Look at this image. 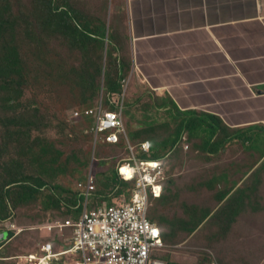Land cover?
I'll return each mask as SVG.
<instances>
[{"label":"trees","instance_id":"16d2710c","mask_svg":"<svg viewBox=\"0 0 264 264\" xmlns=\"http://www.w3.org/2000/svg\"><path fill=\"white\" fill-rule=\"evenodd\" d=\"M59 1L54 2L53 0L50 1L49 5L37 4V6L32 10L31 16L21 12V10H17L14 12L13 6L10 4H5L2 9L0 8V37L5 38V45L8 46L10 49V58L13 63L19 62V49H22V45L26 47L27 52L30 58L37 59L38 67L42 68L44 71L43 75L39 78H31L28 75L29 65L27 60L23 59L20 61V65L14 66V69L11 67L9 70H5L4 74V84H2L3 90L6 92L4 101L7 105L10 103V100L13 97H22L24 95V88L26 84L25 74L29 79L30 86H35L38 88H43V81L46 77V63L52 55L61 54L63 52L70 51L68 48H73L72 50L74 53L78 52H89L87 54H91L97 58V61L92 62L90 67V72H78L77 75H86L91 80L85 82L83 86L80 88L81 91H77V93H81L80 102L72 98H67L60 90L57 91L56 94L53 96L59 99V95H62V101L64 103L70 104L69 106L74 105L73 110L77 111H84L85 109L95 108L99 101L102 100L98 98L99 93L104 91V95L110 98V105L109 108L112 111L116 110L117 108L123 111V108H129L132 104L130 101L126 102V96L124 95L125 85H124V71L125 70V63L120 61L121 57L116 60L115 53L119 50L122 52H129L128 46V32L125 28H120V24H116L114 22L115 17H123L124 22H126V15L122 13H118L117 11L110 12V16L108 15L109 8H104L103 13L101 12V18L98 19H88L83 21V17L76 13L71 5L67 0H62V5H59ZM122 1V0H121ZM20 14V16H19ZM109 18V33H108V40H106V26H107V19ZM57 38H62L65 40L66 44H64V48L60 47L59 44H54V40ZM110 50V52H109ZM106 56H110L109 59L106 60V70L104 72V84L101 86V77L103 75V59ZM119 60V61H118ZM119 70V71H118ZM25 71V74H24ZM16 73L17 75V82H13L11 75ZM9 80L7 81V78ZM2 78V77H1ZM68 81L70 79L68 78ZM104 96V97H105ZM124 96V99H123ZM60 100V99H59ZM22 101V100H21ZM83 104H82V103ZM136 102V101H135ZM148 105V104H147ZM146 105V106H147ZM144 106L143 110L147 112L148 108ZM22 108L25 111V108H30L34 115L30 118L27 117L26 114L20 111L19 115L16 116L14 114V110L9 112L7 117L4 118L5 123L1 124L3 132L5 134H12L15 136L14 140L17 143L24 142V152H18L15 156L9 158L7 157V164L9 166H13L14 163L17 166H24L26 165L25 162L30 157L29 163L33 160H38V162L49 165L50 168H53L50 171L42 172L38 175H35L36 166L34 165L33 173H30L29 177L26 173H24L20 178L12 179V183L21 184L24 187V193H22L21 197L17 194L14 187H6L4 186L0 192V196H8L5 197L3 201L5 204H2L0 208V219L7 220L11 217L15 216L16 208L22 206L23 204H27L32 199L38 197V199H46L51 203L52 208H61V212L59 214L63 215L61 220L66 218H76L81 215L83 210V203L85 200L84 191L86 190L87 178L91 168V158L92 154L89 156L88 161L83 160V156L78 155L81 153L80 150L71 151L69 153L65 152L62 146L56 144V142L51 141L43 132L41 128V116L39 114V109L34 105H27L23 104ZM85 115L83 112L81 115ZM72 118L71 121H76L80 116L74 117L73 113L71 112ZM145 115H143L144 117ZM93 117V116H92ZM145 118V117H144ZM145 120V119H144ZM155 120V119H154ZM145 121H143L144 124ZM155 123L154 125H157ZM146 127L134 130H126V135L129 139V145L126 140L124 134H120L122 140L120 139L117 144H109L105 140H98L96 145L94 146V150L96 151V156L99 154V157L94 158L93 166H92V174H93V182L91 183L90 192L88 199L93 197L98 199L100 197L109 196L112 193V190L122 191L124 194H128L129 196H118L113 200L116 202H120L123 198L129 199L131 193L133 192L136 184L134 180L124 179L118 173V167L120 165L129 164L130 166H134V158H128L127 155H130L131 150L130 148L133 147L134 153L136 154L137 159L147 160V161H161L162 168L165 171L167 179L164 182L165 190L161 197L155 198V204H151L150 211H149V218L158 223L163 234V238L168 245L166 251L158 252L157 256L168 264H212L213 258L210 253H202L200 254L201 261L197 262H178L173 257L175 256L173 250L174 247L169 245L168 243H172V245L178 244L182 236L179 234V231L176 229V224H174L173 220H170V224H168L167 218L171 216H167L164 218V207L168 203L165 199L167 198L170 180H169V172L168 169H171L173 164L181 162H185L187 155L192 151L197 154L202 153L204 157V161H207V154L210 156H217L222 153L226 148V145L235 143L236 140H239L241 144L244 146L246 142L252 140L251 145L253 146L256 142H254V137L247 132L246 130H240L239 132H243L242 135L236 137V140L233 139L230 143L228 141L223 140L222 142H217L213 146H210V142L203 137L197 138L194 140H202L206 142V145L209 148H204V151L195 150L194 146H189V149H186V142L184 139H181V134L183 130V124L180 125V131L178 133L171 132L169 134L170 128L166 132V137L162 132L157 134L156 128L153 125H146ZM162 129V127H159ZM59 129L61 130V136H63L69 143L78 144L79 139L83 138L85 140L86 145L93 148V142L95 143V133L90 130H83L79 132L78 130L73 128H69L66 124H62ZM165 131V129H163ZM191 130V126H190ZM205 132H208L209 135L212 134L211 127L207 130L202 129ZM225 133L226 131H222ZM34 137V134H36ZM168 133V135H167ZM106 136V133H103ZM194 135H197L194 133ZM247 136H251V138L246 139ZM35 138V139H34ZM258 138V137H256ZM52 139V138H51ZM32 141V143L30 142ZM144 141L150 142V152H144L141 150V143ZM2 142V141H1ZM99 143H102L106 147H109V153H104V149L99 146ZM225 144V145H224ZM237 145V144H236ZM215 146V147H214ZM224 146V147H223ZM198 148V146H197ZM161 149V154L156 153V158L153 157L154 150ZM100 151V152H99ZM48 155L46 156V154ZM225 153H222V156H219L222 159V162L226 161ZM78 155V156H77ZM178 155L177 160L175 157ZM253 158L252 154L248 156ZM262 159H264L262 157ZM219 162V161H218ZM28 163V162H27ZM111 163V164H110ZM214 167L215 162H210ZM209 163V164H210ZM110 164V165H108ZM263 169H264V160L262 161ZM238 165V164H237ZM71 166L79 167L77 175L78 179L74 180V185L72 187L68 185H64L63 181H66L65 174L71 169ZM257 165H253V168ZM60 168V169H59ZM75 168V169H77ZM251 166L247 168L241 167L240 169H234L233 172H242L244 169H253ZM229 169H233L230 167ZM262 169V168H261ZM17 171V170H16ZM245 172V171H244ZM80 174H83L81 177ZM257 174V173H256ZM254 177L250 180L245 182L247 187H243L246 189V192H251L248 190V186L252 185ZM86 178L85 181L82 179ZM239 178L241 176L239 175ZM261 180V186L258 190L262 187L261 197L259 198V202L253 201V194L249 201L245 203L243 207L240 205L242 204V200L237 201L239 204L235 212H238L240 217L242 215L241 212L245 214L246 218H244V222L241 220H237L236 218H232L233 223L235 225L230 226L228 231L225 233H221V235L215 234L216 238L219 242L227 243L229 246L232 247L231 257L226 256L225 249L221 251L223 256L221 259L223 262H231L230 264H240L243 262V257L239 253L237 249V231L243 232L244 235L241 239L242 241L250 235V231L253 229L257 230L262 228V223L264 222V171H262V176L258 177ZM257 178V179H258ZM33 180V182H30ZM255 181V180H254ZM82 183L79 186V183ZM71 183V182H70ZM254 185V184H253ZM219 187H223L222 190H219ZM216 188V190H214ZM252 188V186H251ZM257 189V188H256ZM64 191V193H62ZM216 195L220 201H225L228 198V192L225 190L224 186H217V183H213V186L210 187V193ZM35 193L37 195H35ZM243 193V192H242ZM247 193V194H248ZM252 193V192H251ZM35 195V197H34ZM16 196V197H15ZM240 196V195H239ZM229 201V200H228ZM255 202V203H252ZM21 204L18 206V204ZM96 204L93 202L92 205ZM70 209L76 210L78 214H74L73 212H69ZM17 212V210H16ZM172 214H174L172 212ZM188 217L185 219L179 220L180 230L186 231V229L190 226L191 231L197 230L203 223H207L209 220V224L211 227L214 226V221L212 220V211H205L202 214L194 213L191 214L187 212ZM259 215V216H258ZM166 217V216H165ZM251 219H250V218ZM57 220V219H55ZM52 220V221H55ZM47 222V221H45ZM260 222V224L258 223ZM243 223V224H241ZM262 232V231H261ZM50 237L46 240H41L38 243L46 242V241H53L55 250L61 247L66 246L69 247L70 244L64 243L61 236H58L57 231H52ZM54 234L55 237L52 238L51 235ZM240 238V237H239ZM223 244V243H222ZM249 247V246H248ZM251 250V248L249 247ZM2 247H0V264H30V262H20L19 258L18 262L13 261V257L15 254H7L4 255L1 253ZM172 250V251H171ZM67 259L65 256L64 258L53 262L52 264H63L64 261ZM12 260V262L8 261ZM5 261V262H3Z\"/></svg>","mask_w":264,"mask_h":264},{"label":"rangeland","instance_id":"374dc122","mask_svg":"<svg viewBox=\"0 0 264 264\" xmlns=\"http://www.w3.org/2000/svg\"><path fill=\"white\" fill-rule=\"evenodd\" d=\"M50 1L51 0H0V8L2 9V7H4L7 3L13 6L14 12L17 10H21L20 14L24 12L25 14L31 16L32 10L37 6V4H43L46 6L50 4ZM53 1L57 2V0ZM67 1L71 3L74 11L83 17V21H86L88 19L99 20L101 18V12L106 7H110L108 11L109 16L110 12L112 11H117L118 13H120L121 11L123 12V3L121 0ZM62 2L63 1L60 0L59 5H62L64 7ZM121 18L123 17H115L114 22L116 24L119 23L120 28H125V22ZM109 24L110 20L108 18L106 26V40H108ZM5 40V38L0 37V192L4 186H15L17 194L21 197L22 193H24V187L21 186V184L12 183V179L20 178L24 173H26L29 177L30 173H33V167L34 165L36 166V164L37 166L35 168V172L37 173H35V175L50 171L53 168H50L49 165L38 162L37 159L29 163L30 157L25 162L26 165H24L23 167L17 166L16 163H14L13 166H9L7 164V157L11 158L15 156L18 150L20 152H24V142L18 144L17 141L14 140L15 136L10 133L6 135L5 132H3V126L1 124L5 123L4 118L7 117L9 112H12L16 109L17 111H14V114L16 116H18L20 111H22L26 114L27 117L31 118L34 115V112L30 108H25L24 111L22 105H34L39 109V114L41 116L40 126L43 129V132H45V135L50 139L49 143H51V141L56 142L58 147L62 146L63 150L67 153L75 150H80L81 153H79L78 155L82 154L83 160L85 161L89 160L87 158H89L91 154V160L95 157L98 158L99 154H97L96 156V151L94 150V142L93 148L86 145L83 138L79 139L78 144L69 143L63 136H61L62 133L59 129L62 124H66L69 128L75 127V129L79 132L83 130H90L94 125V117L82 114L76 121L73 120L70 123V120L72 118L71 112L74 109V105L69 106L70 104L64 103L62 101V95H59L60 100L53 96L60 88L61 92L67 98L73 97L75 100H78V102H80L79 100L82 95L81 93H77V91L82 92V89L80 87L85 84L87 79L91 80V78L86 75H77V73H89L90 69L88 67H90L92 62L97 61V58L91 54H87L89 52L74 53L72 51L74 50V47L68 48L70 51L52 55L47 61H45L47 72L46 77L43 81V88L30 86L29 79L24 71L26 80L24 88L27 87L28 84L29 86L24 89V95L22 97H13V99H11L10 103L7 105V103L4 101L6 97L5 95L7 94L2 88V84H4L3 81H5V70H9L13 65H16L15 67L18 68L17 65H20V61L25 59L27 60L29 65V69L27 72L28 75L31 76V78L41 77L44 71L41 67H38V58H30L26 47H24L23 45L22 49H19V62L13 63L10 58V49L5 45ZM53 43L59 44L62 48H64V44H66L65 40L62 38H57ZM109 58L110 56H106V58L103 59V63H101V65L103 66V75L100 79L101 86L105 82L104 72L107 68L106 60ZM12 68L14 69V66ZM11 78L13 82H17L18 78L16 73L12 74ZM68 78L70 79V81H68ZM8 80L9 77L7 78V81ZM104 96V91L101 90L98 98L102 97V110H112L109 108L111 101L110 98ZM114 111L119 113L120 109L117 108ZM145 114V118L143 117V119L138 120V122L142 123V125H132V118L129 115L128 110L126 108H123L122 119L125 128L128 130H134L144 128L146 127L144 124H149L153 125L154 128H156L157 134H159V132H162L164 134V137H166V132L169 128V134H171V132L178 133L180 131V125L178 123L170 122L168 123L169 126L159 124V122H169L170 119L167 117H163L159 120H154L152 119L154 118V116L151 114L149 109L147 110V112H145ZM133 115L138 116V113L133 112ZM143 121H145L144 124ZM155 123L158 124L154 125ZM159 127H162V129ZM163 129H165V131ZM229 131L232 132L233 137H239L243 134V132H239L240 130L238 132L232 130ZM202 132L203 130L200 128L196 134L200 135ZM223 134L224 133L222 132V135ZM35 135H37V133L34 134V137ZM101 136L102 135H100V137ZM205 136H207L210 143L214 142L216 138L215 132H213L211 135L203 133V138L208 140ZM119 137L122 140L121 135H119ZM194 138L197 139L198 137L194 135ZM236 142L237 145L234 143L231 145V147L244 148V145L241 144L239 140H237ZM30 143H32V141ZM255 144L257 145L252 146V148L256 149L254 152H252L253 158L248 157L250 156V154L244 157V149L232 150L230 152V156L227 149L222 152L225 153L224 155L226 156V161H228L226 162V166H233V169H213V166L210 162H215V164L217 165H223L222 159L219 158V156H222V153L217 156H210L207 154V161L205 162L202 153L197 154L196 151H191L187 155V158H183L185 159V162H181L179 160V163L173 164V166H171V169L167 170V172H169V180L171 183L169 185L167 198L165 199L166 201H168V203L164 207V215L166 216H164V218H167V216H171L170 218H167L168 224H170L169 219L173 220L174 224H176V229L182 236V239L178 244L172 245V243H168L175 248V250L171 251L174 252L175 256L173 258L176 261L186 262L188 260L187 262H197L199 260L201 261L199 256L200 254L210 253L213 258L212 264L231 263L223 262L221 258L225 256L223 254L231 257L233 255L231 254L232 247L227 243H224L223 241L219 242L215 234H218L219 237L221 233H225V231H228L229 227L232 226V224L234 226L235 223H233L232 218L237 217L236 219L238 221L242 219L241 222H244V218L247 219L244 213L241 212L240 214L242 215V217H240V215H238L239 213L235 212L237 205L239 204V202L237 201L243 199L241 202L242 204L240 205L241 207H243L245 203L250 200L253 194V201L259 202V198L261 197L262 193V187L260 188V190L258 189L262 184L260 178L258 177L262 176V171H264L263 164H261L264 160L261 158L264 156V140ZM194 145L195 149L198 146L200 147L201 152L204 151L202 140H199V143L194 140ZM99 146L104 149V153L107 152L110 154V152L108 151L109 147H106L102 143H99ZM161 151V149L154 150L153 157L156 158V153H159L160 155ZM47 155L48 153L46 154V156ZM177 158L178 155L175 157V160H177ZM257 164V169H244L245 172H233L234 169H240L241 167L247 168L250 166L253 168V165ZM70 168L71 169L68 171V173L65 174L66 181H63L61 183H63L64 185L69 184L68 186L72 187V185H74V180L78 179L77 173L81 168H77L75 166H71ZM82 175L83 174H80L79 177H81ZM239 175L241 176V178H239ZM254 175H256V177L253 179L252 185L248 186V190H251L252 193H248L246 192V189H243V187H247L245 182L250 181L254 177ZM82 180L85 181L86 178H83ZM30 182H33V180H30ZM164 182H162L163 185ZM213 183H217V186H224L225 190L228 192V198L224 202L220 201L219 198L214 195V192L212 194L210 193V187L211 185L213 186ZM218 189L222 190L223 187H219ZM214 190H216V188H214ZM62 193H64V191H62ZM35 195L37 194L35 193ZM122 195L128 197L129 192L128 194H124L122 191L112 190V193H110L109 196L100 197L98 199L90 197L89 204L87 206L90 209L93 207V202H95L96 204L94 206H96V209H105L110 205H117V202L113 199ZM6 196L8 195L6 194L5 196H0V208L2 207V204H5L3 201L5 200ZM149 199L151 204H155L156 199L152 194H150ZM130 201V197L129 199H126L127 203H129ZM253 201L252 203H255ZM20 205L21 204L19 203L18 206ZM14 210V217H11L7 220L0 219V235L3 233L5 234L4 237H0V247H2L1 253L4 255L15 254V256L12 258L13 261L18 262V259H16L17 257L19 258L20 262L23 261L27 263L28 257H25V255L30 252H40L38 243L41 240H46L50 237L49 231L42 228L43 223L45 221H52L55 219L61 220L63 215L59 214V212H61V208H52V205L51 203H49L47 198L41 200L38 199V197L32 199L27 204L22 203V206ZM205 211H212V214H214L212 216V220L214 221L215 227L210 226L209 220L207 223H203L195 231H191L190 226L186 229L185 232L180 230L179 220L187 218V212L191 214H194L196 212L202 214ZM69 212L78 214V212L73 209H70ZM172 212L174 214H172ZM258 223L260 224V222ZM261 227L262 228L260 229H253V231H250V235L247 236L243 241L241 239L243 238V236H245L244 231L241 232L240 229L239 231H237L236 245L239 253L243 257V262L240 264H264V222L262 223ZM68 234H72L71 229H68ZM248 246L251 248V250ZM224 249L226 251L222 254L221 251ZM8 261L13 263L12 260Z\"/></svg>","mask_w":264,"mask_h":264},{"label":"crops","instance_id":"0c3cea01","mask_svg":"<svg viewBox=\"0 0 264 264\" xmlns=\"http://www.w3.org/2000/svg\"><path fill=\"white\" fill-rule=\"evenodd\" d=\"M122 3L129 52L118 50L115 57L126 64L124 95L132 103L126 107L132 125H142L138 120L148 104L152 119H170L159 124L184 125L186 147L195 148L194 133L209 127L216 137L210 146L236 140L229 130H246L256 143L264 140V0ZM203 133L208 134L197 137ZM251 142L224 149L229 156L244 149L246 157L256 150ZM202 146L209 148L204 141ZM226 162L213 169L233 167Z\"/></svg>","mask_w":264,"mask_h":264},{"label":"built area","instance_id":"2783aa9c","mask_svg":"<svg viewBox=\"0 0 264 264\" xmlns=\"http://www.w3.org/2000/svg\"><path fill=\"white\" fill-rule=\"evenodd\" d=\"M120 115L112 111L97 115L95 132L115 129L125 134ZM107 140L116 142L118 136L115 132L111 133ZM142 148L147 151L149 144L144 143ZM120 173L123 178L135 180L131 201L127 203L123 198L117 205L105 209H96V206L89 209L91 183H88L81 215L78 219L58 223L62 227H71V248L55 254L52 244L47 243L42 247L46 253L37 264H50L60 255H66V264H168L157 256L158 252L168 248L162 238V231L148 218L150 194L160 197L163 192L164 172L160 163L138 160L134 167H121ZM29 256L31 259L37 257L32 254Z\"/></svg>","mask_w":264,"mask_h":264},{"label":"clouds","instance_id":"9594fccd","mask_svg":"<svg viewBox=\"0 0 264 264\" xmlns=\"http://www.w3.org/2000/svg\"><path fill=\"white\" fill-rule=\"evenodd\" d=\"M89 111H93V113H87V112H89ZM110 111H112V110H102V100H100L99 101V104L95 107V108H89V109H85L84 111H77V110H73L72 111V113H73V116L74 117H78V116H80L81 115V113L83 112L85 115H88V116H93L94 117V125H93V127L91 128V130L95 133V145H96V143H97V141L98 140H105L107 143H109V144H117L118 142H119V140H120V137H119V135L120 134H124V133H120V132H116V130L115 129H113V130H111V131H109V130H107V131H105V133H106V136H104L103 135V133H96L95 132V127H96V125H97V115H99V114H103V113H105V112H110ZM112 112H115V111H112ZM115 113H117V112H115ZM121 115V121H122V125L124 126V123H123V119H122V110L120 109V112H119ZM118 113V114H119ZM124 129H125V137H126V140H127V142H128V145L130 144L129 143V139H128V137H127V135H126V130H128V129H126L125 128V126H124ZM116 133V135L118 136V140L116 141V142H110V141H108L107 140V137L111 134V133ZM100 135H102L101 137H100ZM144 143H148L149 144V149L147 150V151H144L143 150V148H142V145L144 144ZM150 142L149 141H144L143 143H141V150L142 151H144L145 153L146 152H150ZM186 149L188 150L189 149V147H186ZM130 150H132L133 152H134V149H133V147H131L130 148ZM132 151H131V153H130V155H127V157L128 158H134V162L135 161H137L138 162V160H142V159H137L136 158V154L134 153V156H133V153H132ZM143 161H147V160H143ZM151 162H158V163H160V165H161V169L163 170V168H162V164H161V161H159V160H156V161H152V160H150ZM93 162H94V158L92 159V161H91V168H90V171H89V174H88V178H87V184L88 183H92L93 182V174H92V166H93ZM130 166L129 164H124V165H120L119 167H118V173L122 176V174L120 173V168L121 167H124V166ZM131 167H134V166H131ZM163 172H164V179L162 180V182H164L165 180H166V174H165V171L163 170ZM124 179H127V178H124ZM135 181V180H134ZM87 184H86V186H87ZM163 184V183H162ZM82 185V183L80 182L79 183V186H81ZM85 186V187H86ZM164 190H165V186L163 185V192H164ZM163 192H162V194H161V196L163 195ZM160 196V197H161ZM153 197L154 198H158V197H155L154 195H153ZM130 198H131V196H130ZM85 201V200H84ZM95 205V204H94ZM94 205H92V206H94ZM150 206H151V202H150ZM149 209H150V207H149ZM148 218H149V213H148ZM68 219H72V220H74V219H76V218H66V219H64V220H59V219H57V220H55V221H47V222H44L43 223V225H42V228L43 229H46V230H48L49 231V233H51L52 231H57L59 234H58V236H61L62 237V239H63V241H64V243L66 242L67 244H70L69 245V247H66V246H63V247H61V245L59 246V248L57 249V250H55V247H54V243H53V241H46V242H41L40 244H39V250H40V252H38L37 251V253L36 252H30V253H28V254H26L25 255V257H28V259H27V262H30V264H37L38 263V261H39V258L40 257H42L45 253H46V251H44L43 249H42V247H43V245H46L47 243H50V244H52V247H53V252L55 253V254H58V253H61V252H63L64 250H67V249H69V248H71V246H72V242H71V236H72V234L71 235H69L68 234V229H71V227L70 226H59L58 225V223H63V222H65L66 220H68ZM149 220L150 221H152L150 218H149ZM153 223H155V224H157L158 226H159V224L158 223H156V222H154V221H152ZM159 228H160V226H159ZM161 229V228H160ZM162 231V230H161ZM51 237L52 238H54L55 237V235L54 234H52L51 235ZM162 238H163V234H162ZM163 240H164V238H163ZM165 241V240H164ZM166 243V242H165ZM36 255L37 257L36 258H34V257H32V259L30 258V256L29 255ZM64 256H66V255H60V256H58V258L57 259H54V260H52V262L50 263V264H52L53 262H55V261H58V260H60V259H62V258H64Z\"/></svg>","mask_w":264,"mask_h":264},{"label":"water","instance_id":"95a60500","mask_svg":"<svg viewBox=\"0 0 264 264\" xmlns=\"http://www.w3.org/2000/svg\"><path fill=\"white\" fill-rule=\"evenodd\" d=\"M4 236H5V234H4V233L0 235V237H4Z\"/></svg>","mask_w":264,"mask_h":264}]
</instances>
